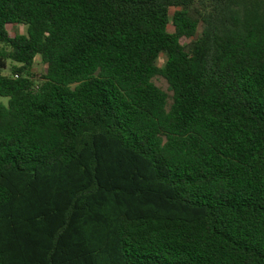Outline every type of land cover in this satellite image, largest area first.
I'll return each mask as SVG.
<instances>
[{"label":"trees","instance_id":"16d2710c","mask_svg":"<svg viewBox=\"0 0 264 264\" xmlns=\"http://www.w3.org/2000/svg\"><path fill=\"white\" fill-rule=\"evenodd\" d=\"M0 264H264V0H0Z\"/></svg>","mask_w":264,"mask_h":264},{"label":"rangeland","instance_id":"374dc122","mask_svg":"<svg viewBox=\"0 0 264 264\" xmlns=\"http://www.w3.org/2000/svg\"><path fill=\"white\" fill-rule=\"evenodd\" d=\"M8 29L11 33H25L26 31V28L25 26L23 25H18V26H8ZM159 61H164V55H162L159 59ZM14 65L13 62L11 61H8V66H12ZM43 71H45V65L41 62V60H39V58L36 59V62L34 63V65L31 67V72L32 73H35V74H38V73H42ZM5 74H8L9 73V70H6L4 72ZM153 82L159 86L161 89H163L164 91L168 92L169 94H171V91H169L168 89V82L167 80L160 76V75H157L153 78ZM1 100L3 102H6L7 99L6 98H1Z\"/></svg>","mask_w":264,"mask_h":264}]
</instances>
